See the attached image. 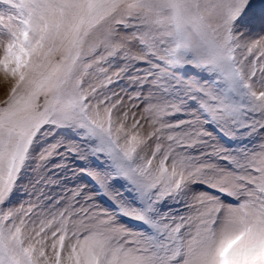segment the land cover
<instances>
[{
  "label": "snow or ice",
  "instance_id": "obj_1",
  "mask_svg": "<svg viewBox=\"0 0 264 264\" xmlns=\"http://www.w3.org/2000/svg\"><path fill=\"white\" fill-rule=\"evenodd\" d=\"M0 53V264H264V0H0Z\"/></svg>",
  "mask_w": 264,
  "mask_h": 264
},
{
  "label": "bare ground",
  "instance_id": "obj_2",
  "mask_svg": "<svg viewBox=\"0 0 264 264\" xmlns=\"http://www.w3.org/2000/svg\"><path fill=\"white\" fill-rule=\"evenodd\" d=\"M11 81L10 78H5V76L0 73V96L5 92L7 85Z\"/></svg>",
  "mask_w": 264,
  "mask_h": 264
},
{
  "label": "rangeland",
  "instance_id": "obj_3",
  "mask_svg": "<svg viewBox=\"0 0 264 264\" xmlns=\"http://www.w3.org/2000/svg\"><path fill=\"white\" fill-rule=\"evenodd\" d=\"M0 54H2V53H0ZM3 74V73H2ZM4 75V74H3ZM12 84H13V81L11 80L10 82H9V84L7 85V87H6V90H5V92L0 96V101H2V100H4L5 98H6V95H7V93H8V91L10 90V88L12 87ZM123 86L124 87H128V85L126 84V82H123ZM145 95H146V92H145ZM143 107V104H141V108Z\"/></svg>",
  "mask_w": 264,
  "mask_h": 264
}]
</instances>
